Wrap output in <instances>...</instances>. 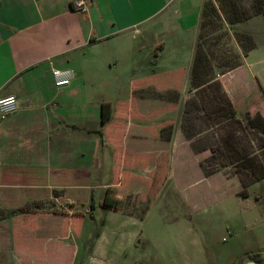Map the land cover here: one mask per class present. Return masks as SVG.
I'll return each instance as SVG.
<instances>
[{
  "label": "crops",
  "instance_id": "1",
  "mask_svg": "<svg viewBox=\"0 0 264 264\" xmlns=\"http://www.w3.org/2000/svg\"><path fill=\"white\" fill-rule=\"evenodd\" d=\"M202 11L203 0H91L86 11L72 0H0V98L20 103L0 117V264L56 262L67 238L60 218L70 221V201L85 203L90 190L96 207L139 217L125 203L167 184L179 143L201 165L182 120ZM261 45L224 76L243 69L264 91L253 67L264 61ZM54 68L72 69L73 79L58 85ZM225 88L238 114L240 100ZM33 236L55 247L29 254ZM22 255L28 261L16 262ZM242 264H264V250L261 262Z\"/></svg>",
  "mask_w": 264,
  "mask_h": 264
},
{
  "label": "rangeland",
  "instance_id": "2",
  "mask_svg": "<svg viewBox=\"0 0 264 264\" xmlns=\"http://www.w3.org/2000/svg\"><path fill=\"white\" fill-rule=\"evenodd\" d=\"M235 4L241 12L264 8V0H203L194 61L197 52L204 51L203 58L208 57L211 64L201 67L199 75L192 74L188 97L206 79L223 76L226 84L223 88L234 90L240 100L237 116L242 119V127L233 130L238 136L247 133L248 137L255 138L253 145L245 148L253 146L250 158L240 167L228 164L217 173L206 175L195 155L186 153L185 146L179 143L167 184L155 189L152 195L138 191L132 202L128 199L125 203L126 212H136L139 217L116 214L100 205L91 212L94 191L90 190L84 193L85 203L70 201V221L60 218L58 230L65 232L67 238L58 243V260L54 262L55 256L51 255L33 257L34 264H66L68 256L70 264H242L249 253L264 250V146L254 145L260 142L259 136L264 137L260 126L264 122V91L243 69L232 78L224 76L232 68L223 64L226 61L242 63L253 41L262 44L256 53L264 57V14L255 13L252 16H260L231 22L224 6L233 13ZM253 67L262 71L264 78V61ZM222 129L218 125L213 128L214 142L229 127ZM203 133L206 135L208 131ZM206 150V153L200 151L203 158L212 152ZM254 171L261 177L254 180ZM243 187L250 193H243ZM95 194L99 198V189ZM50 203L52 207L57 205ZM96 204H100L99 200ZM57 206L56 210L68 212L63 204ZM38 238H28V247L33 250L29 254L41 249L48 252L55 247L49 238L39 241ZM93 252L94 257H89ZM14 259L20 263L28 261L24 255L21 260L17 256Z\"/></svg>",
  "mask_w": 264,
  "mask_h": 264
},
{
  "label": "trees",
  "instance_id": "3",
  "mask_svg": "<svg viewBox=\"0 0 264 264\" xmlns=\"http://www.w3.org/2000/svg\"><path fill=\"white\" fill-rule=\"evenodd\" d=\"M224 8L226 15L229 17V21L231 22L244 20L255 13L264 14V8L262 7H259L254 12H241L238 10V5H236L233 13H230L225 6ZM205 23L206 22H204V24ZM254 46H256V44L253 41L250 48H248L244 54H247ZM203 52L204 51H198L196 54V58L193 64L194 77L199 75V73L201 72V67H209V64H211L208 57H206L205 59L203 58ZM204 55L206 56L205 53ZM226 62L228 63L223 64H228L229 66H231V68L238 65L236 63H230L229 61ZM196 88L194 94L186 99L182 128L185 136L191 140V145L195 151L200 152L201 150L203 151L206 149H211V154L201 160V165L205 171V174L211 175L224 166H228V164L240 167L241 164L247 161L250 158L251 154L254 152L252 148L253 146L248 149L245 148H247V146L249 145H253L252 140H255V138L248 137L247 133L242 137L238 136V132L233 130L238 126V128L242 127V119L237 116V108L230 95L223 88V82L219 78L206 79L205 82H203ZM205 94L206 97L203 96ZM258 114L261 113L259 112ZM217 125L221 129L223 126L229 127V129L221 132L218 142L216 143L214 142V134L212 130ZM260 126L264 131V122L261 123ZM230 127L232 128L230 129ZM205 131H208L206 135H204L203 133ZM259 138L260 142H255L254 145L256 147H263L264 137L259 136ZM221 155L224 156L223 160L220 159ZM218 160H221L222 162L219 164L217 163L219 162ZM210 162H212L213 164H217L211 165ZM259 177H261V175H258L254 171L252 178L256 180ZM246 184L247 182H244V185ZM155 192L156 191L154 190L153 193ZM242 192L247 193V188L243 187ZM39 204L40 201L37 202L35 207H31L32 204H25L16 207L13 210L29 211L32 210V208H37ZM102 204L105 207H114V205L107 202H103ZM95 207V203L92 202V205H90L91 212ZM249 257L255 259L258 262H261L263 251L258 250L255 252H251L249 253Z\"/></svg>",
  "mask_w": 264,
  "mask_h": 264
},
{
  "label": "built area",
  "instance_id": "4",
  "mask_svg": "<svg viewBox=\"0 0 264 264\" xmlns=\"http://www.w3.org/2000/svg\"><path fill=\"white\" fill-rule=\"evenodd\" d=\"M91 0H72L73 7L78 11H86ZM53 75L58 85L69 83L74 77V71L70 68H54ZM20 107L19 100L15 95L0 98V117L4 118L12 111Z\"/></svg>",
  "mask_w": 264,
  "mask_h": 264
}]
</instances>
